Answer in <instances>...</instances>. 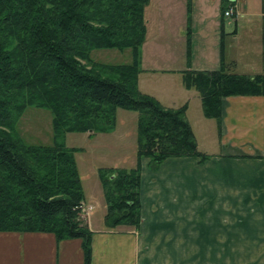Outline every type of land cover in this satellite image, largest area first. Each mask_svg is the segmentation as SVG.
Masks as SVG:
<instances>
[{
  "label": "trees",
  "instance_id": "obj_1",
  "mask_svg": "<svg viewBox=\"0 0 264 264\" xmlns=\"http://www.w3.org/2000/svg\"><path fill=\"white\" fill-rule=\"evenodd\" d=\"M235 0H221L222 12ZM149 0H0V232L51 233L57 242L81 240L91 263L92 230L67 132L108 133L118 108L137 112L136 163L100 167L109 231L138 232L141 159L156 169L169 157L208 155L198 149L185 116L187 104L165 107L138 88L141 46ZM223 14V13H222ZM94 49H130L131 60L111 64L91 58ZM184 69L181 82L197 91L202 113L220 123L221 99L264 95V73ZM26 107L52 115L53 141L27 143L15 131Z\"/></svg>",
  "mask_w": 264,
  "mask_h": 264
},
{
  "label": "crops",
  "instance_id": "obj_2",
  "mask_svg": "<svg viewBox=\"0 0 264 264\" xmlns=\"http://www.w3.org/2000/svg\"><path fill=\"white\" fill-rule=\"evenodd\" d=\"M235 3L237 15L228 24H224V19L221 23L222 58L233 70H264V0H235ZM251 17H261L262 22ZM257 22L261 24L259 34L255 33ZM229 34L230 41L226 44ZM245 46L258 52L257 55L244 57ZM158 50L156 44L154 51ZM189 51L184 47L178 49L179 58L191 59L189 69L220 66L221 56L216 52L211 60L205 55L193 65ZM142 63L141 56V66ZM162 64L155 70H184ZM139 80L138 77V87ZM193 95L199 98L196 90ZM159 102L173 108L184 104ZM206 121L210 124H203L199 132L189 123L198 149L208 155L203 162L197 157H173L153 170L148 158L141 159L138 232L109 231L102 224L93 227L89 219L88 226L93 232L90 264H192L193 251H264V95L223 97L220 123L211 118ZM102 208L105 211V206ZM0 235L1 240L14 243V239H19L17 235H25L31 246L47 242L50 249L55 248L61 254L70 247L81 252L80 241L57 242L51 233ZM17 260L26 264L22 250ZM56 261L63 264L60 258Z\"/></svg>",
  "mask_w": 264,
  "mask_h": 264
},
{
  "label": "rangeland",
  "instance_id": "obj_3",
  "mask_svg": "<svg viewBox=\"0 0 264 264\" xmlns=\"http://www.w3.org/2000/svg\"><path fill=\"white\" fill-rule=\"evenodd\" d=\"M199 1L149 0L145 8L147 31L141 46L143 68L141 66L138 87L143 93L150 94L163 103L187 102L185 116L197 132L203 129V124H210V121H206L209 118L203 115L200 99L193 95L194 90L189 91L181 84L179 74L182 70L163 72L155 68L162 63L172 69L190 67L189 56L179 58L178 49L180 47L190 49L193 65L196 59L201 60L202 56H210L209 60H211L215 52L216 55H221L222 19H224V24H228L227 22L234 17L224 15L220 0H207L202 4ZM202 8L204 9L201 10ZM243 18L249 19L250 17ZM251 18L262 22L261 17ZM258 22L255 25L257 26L255 33L259 34L261 24ZM229 36L231 34L227 36L226 44L230 41ZM156 44L159 45L157 52L154 51ZM243 51L244 57L258 53L251 51L247 46ZM91 58L103 63L124 64L130 62L131 54L130 49H94L91 51ZM206 63H211V61L206 60ZM226 71L245 74L264 73V70L231 69ZM116 115L114 129L108 133H95L90 136L88 133L91 132H67L62 137V142L66 147L79 149L74 155L86 203L83 205L86 212H83L81 217L87 224L90 219L93 227L103 225L105 211L102 206H106L103 187L98 177V168L116 167V165H121L119 167L133 166L136 163L134 148H136L137 138V112L118 108ZM15 131L27 143L50 144L54 136L52 115L47 109L26 107L17 117ZM17 236L19 239H14L16 240L14 243L1 240L2 235H0V242H3V244L0 243V264H22L17 260L20 250L23 251L26 264H53V262L56 264L57 258H60L63 264H83L81 240L78 238L72 240L80 241L81 252L70 247L61 254L55 248L50 249L47 242L40 241L31 246V242H27L25 235ZM50 253L53 254L50 256ZM182 259L183 252H181ZM263 260L264 251H193L191 253L192 264H263Z\"/></svg>",
  "mask_w": 264,
  "mask_h": 264
},
{
  "label": "built area",
  "instance_id": "obj_4",
  "mask_svg": "<svg viewBox=\"0 0 264 264\" xmlns=\"http://www.w3.org/2000/svg\"><path fill=\"white\" fill-rule=\"evenodd\" d=\"M235 1H234V3L233 4H231L225 11H224V15L225 16H236L237 15V8H236V6H235ZM86 210V208H82V213L83 212H86L85 211ZM82 215V214H81Z\"/></svg>",
  "mask_w": 264,
  "mask_h": 264
}]
</instances>
